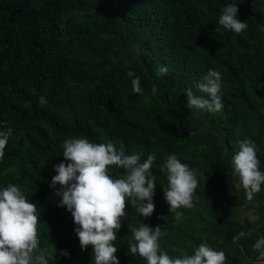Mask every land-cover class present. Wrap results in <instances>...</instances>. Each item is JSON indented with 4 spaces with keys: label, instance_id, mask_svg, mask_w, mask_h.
<instances>
[{
    "label": "trees",
    "instance_id": "16d2710c",
    "mask_svg": "<svg viewBox=\"0 0 264 264\" xmlns=\"http://www.w3.org/2000/svg\"><path fill=\"white\" fill-rule=\"evenodd\" d=\"M233 2L248 25L240 34L218 23ZM162 66L169 71L157 75ZM209 70L221 74L223 108L188 109L189 88L207 98L196 85ZM137 76L140 93L132 90ZM7 128L0 190L18 186L37 204L38 247L55 248L49 264H94L92 246L81 250L78 226L58 207L60 186L49 187L69 138L111 142L126 155L142 153L141 162L156 156L154 212L142 217V202L126 201L113 242L119 264H147L128 252L130 229L140 224L162 228L158 242L172 258L205 243L225 253V264H258L264 184L249 201L232 157L237 141L250 139L264 172V0H0V131ZM171 154L198 180L179 220L163 194ZM109 173L125 175L115 166ZM241 209L255 219L240 221Z\"/></svg>",
    "mask_w": 264,
    "mask_h": 264
},
{
    "label": "clouds",
    "instance_id": "9594fccd",
    "mask_svg": "<svg viewBox=\"0 0 264 264\" xmlns=\"http://www.w3.org/2000/svg\"><path fill=\"white\" fill-rule=\"evenodd\" d=\"M225 30L240 34L248 27L238 19L236 3H228L222 8L218 21ZM167 66L158 68L157 75H165ZM222 77L216 70H209L207 75L197 83L200 93L195 95L191 88L186 92L187 108L205 110L209 113L219 112L223 103L219 95ZM132 90L140 93V78L132 80ZM39 103H47L45 97H39ZM12 129L0 131V159L8 143ZM238 150L232 157L233 176L238 177L239 184L251 201L261 191L264 184V172L259 170L257 146L250 139L237 141ZM63 161L55 165L49 187L56 189L54 195L60 198L58 207L66 208L77 225L74 232L79 240L81 250L88 246L93 248L94 264H119L115 255L117 247L113 242L121 228V221L127 217L126 201L135 198L142 203L137 206L140 216L148 218L154 212L153 203L156 177L151 169L156 160L155 154H149L141 162L142 153L126 155L124 149L116 148L111 142L93 143L87 138H69L63 144ZM124 170L125 175L114 178L109 167ZM167 173V188H163L164 199L169 211H175L179 220L182 213L177 209L191 208L193 196L198 186L195 170L181 163L175 154L167 157L163 169ZM166 219V218H164ZM37 204L29 202L20 187L9 184L0 190V264H49V258L55 254L51 249L41 250L38 240ZM135 243L129 242L128 252L139 255L147 264H225L226 255L216 251L208 244L202 243L192 255L172 258L161 250L159 239L162 228L140 224L130 229ZM259 252L258 264H264V237L253 245ZM67 257L66 251L60 252Z\"/></svg>",
    "mask_w": 264,
    "mask_h": 264
},
{
    "label": "rangeland",
    "instance_id": "374dc122",
    "mask_svg": "<svg viewBox=\"0 0 264 264\" xmlns=\"http://www.w3.org/2000/svg\"><path fill=\"white\" fill-rule=\"evenodd\" d=\"M130 199V198H129ZM238 219L242 222H249L255 219V215L252 213L251 210L248 209H241L238 215Z\"/></svg>",
    "mask_w": 264,
    "mask_h": 264
}]
</instances>
